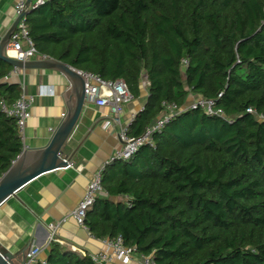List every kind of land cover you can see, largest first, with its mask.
<instances>
[{
  "label": "trees",
  "instance_id": "trees-1",
  "mask_svg": "<svg viewBox=\"0 0 264 264\" xmlns=\"http://www.w3.org/2000/svg\"><path fill=\"white\" fill-rule=\"evenodd\" d=\"M25 23L42 57L123 80L133 99L146 79L130 136L190 96L226 117L183 112L154 148L109 165L89 233L122 236L156 264H264V120L248 112L264 116V0H50ZM13 71L0 60V103L23 93ZM23 151L16 119L0 110V179ZM46 264L95 263L52 241Z\"/></svg>",
  "mask_w": 264,
  "mask_h": 264
},
{
  "label": "crops",
  "instance_id": "crops-1",
  "mask_svg": "<svg viewBox=\"0 0 264 264\" xmlns=\"http://www.w3.org/2000/svg\"><path fill=\"white\" fill-rule=\"evenodd\" d=\"M15 5L16 0L0 1V43L17 18ZM9 56L14 54L10 52ZM8 81L21 85L26 95L35 98L31 119L22 137L24 150L46 147L67 113L69 81L58 72L45 70L13 71ZM41 87L50 88L53 94L38 96ZM147 87L144 79L140 98L133 99L124 108L123 125L130 127L133 117L144 109L149 96ZM195 99L190 96L186 107ZM109 115V109L86 102L64 150L65 156L72 158L71 166L37 178L0 208V251L12 254L13 264H22L31 247L38 248L39 259L46 261L52 242L49 226L65 218L67 222L56 233L57 243L79 257L104 249V241L95 239L70 214L83 199L96 172L123 147L118 138L120 128H104ZM137 264H140L138 258Z\"/></svg>",
  "mask_w": 264,
  "mask_h": 264
},
{
  "label": "built area",
  "instance_id": "built-area-1",
  "mask_svg": "<svg viewBox=\"0 0 264 264\" xmlns=\"http://www.w3.org/2000/svg\"><path fill=\"white\" fill-rule=\"evenodd\" d=\"M49 1L50 0H32L28 10L29 13L42 8L47 5ZM26 2L27 0H16V17L23 14ZM26 16L23 17L16 31L11 36L6 49V55L9 56V53L11 52L14 54V57H9L21 62H28L35 59L47 60L48 58L42 57L38 54L33 45L25 23ZM184 65L187 66L188 63L184 62ZM15 71L17 70L14 69V72ZM78 73L85 80L86 102L90 101L96 106L109 109L110 115L104 122V128L108 130L114 126L119 127L120 130L118 138L123 145L122 149L117 151L115 155L96 172L88 184L83 199L80 201L77 208L70 214V217L74 219L80 227L88 230L84 222L87 213L92 210L99 196L104 193L102 183L104 174L109 165L118 161H131L145 146L154 148L155 134L161 133L174 118L183 112L188 110H197L200 108L210 117L218 116L222 119H226V117L222 111L215 110L214 102L202 98H196L189 106H185L182 109L178 108L176 104H163L165 110L162 115L153 124L147 127L141 136L133 137L129 135V127L123 125L122 123L124 108L133 101L130 89L125 81H104L100 77L93 74L83 72ZM22 91L23 93L21 97L13 105H8L5 101H2L0 103V110L8 117L16 119L19 132L21 136L24 137L27 123L31 119V107L35 98L26 95L23 89ZM52 94L53 92L50 88L41 87L38 96L43 97ZM248 112L249 114H253L259 121L264 120V116L257 114L255 110L250 109ZM135 118L136 116H134L132 120L134 121ZM65 222H67V218L49 226L52 241L57 242V240H55L57 230ZM39 256L40 250L38 248H29L26 253L25 264H46V261H41ZM83 257H88L95 264H137V258L140 264H156L153 256H140L136 254L135 249L127 247L122 236L105 240L103 250L95 254L84 255Z\"/></svg>",
  "mask_w": 264,
  "mask_h": 264
},
{
  "label": "water",
  "instance_id": "water-1",
  "mask_svg": "<svg viewBox=\"0 0 264 264\" xmlns=\"http://www.w3.org/2000/svg\"><path fill=\"white\" fill-rule=\"evenodd\" d=\"M32 0H27L23 14L16 18L0 43V60L10 64L20 71L45 70L54 71L67 78L71 92L67 99V113L57 130L54 132L49 144L40 149H25L13 163L9 171L0 179V208L12 197L37 178L58 170L67 169L71 165V157L65 156L73 132L75 131L86 103L85 80L74 69L53 59L31 60L21 62L6 55L10 38L16 31L24 16L29 14ZM14 256L0 251V264H13ZM26 256L22 264H25Z\"/></svg>",
  "mask_w": 264,
  "mask_h": 264
}]
</instances>
